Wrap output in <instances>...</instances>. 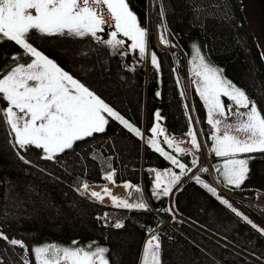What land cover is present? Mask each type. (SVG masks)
<instances>
[{
    "label": "trees",
    "instance_id": "1",
    "mask_svg": "<svg viewBox=\"0 0 264 264\" xmlns=\"http://www.w3.org/2000/svg\"><path fill=\"white\" fill-rule=\"evenodd\" d=\"M128 3L131 10L137 15L141 25L147 28L149 33V28L144 19L147 9V0H128ZM162 7L164 9L163 19L160 16ZM156 15L160 26L166 25L168 30L167 35L185 54L184 56L181 53H176L175 56H172L160 50L153 40H151V42H149V49L157 54L160 61L159 72L153 68L150 59L147 57L144 60L139 59L138 50L131 49L133 58L131 65L134 70H130L121 66L123 63V55L118 53L110 54L109 48L108 51L102 48L101 51L98 50L100 52H96L95 54L89 53V55H83L82 52H79V54H77L80 55L79 59L76 57V54H74V56H68L62 51L63 45L74 43V45L83 46L82 44L87 43L86 40L62 39L61 37L45 38L43 39L45 46L42 49L49 54L58 65L67 69L65 71H69L73 76L74 71L68 67V64H72L73 69L76 68L79 71L84 69L80 72H82L83 75L87 72L86 77L88 80L85 81V84L135 126L142 129L145 122L146 136L150 135L148 130L153 126L154 113L157 110L160 111L163 117L160 121L161 125L169 128L174 134H185L189 129V116L185 109L184 97L181 96L182 90L180 83L179 85L177 84L178 79L176 71H174V69L177 68L180 80L185 87L187 86L189 88L194 114L196 120L199 121L198 128L202 139L207 145L213 159L223 160L224 158L216 157L215 154L211 152L213 141L210 139V136L213 134L214 130L207 123V110L196 91V85L194 84L195 77L192 75V65L190 61L194 55L193 45L200 46L202 54L205 55L212 64L218 68H222L224 76L236 86L245 90L247 95L252 100L256 101L258 108L261 110L262 114H264V109H262L259 100L260 97H264V59L261 58L260 49L245 18L242 2L241 0H160V4L156 9ZM112 28L111 26H105L104 32L109 34L110 32L106 31L114 30V28ZM51 41L54 42L52 46H50ZM88 42H90V39ZM47 44L49 45L47 46ZM20 52H22V50L12 42L5 41L0 44V68L7 69L10 67L13 63L11 60L12 55ZM124 52L126 51L123 49L120 51V53ZM82 57L85 60L84 63L80 61ZM250 63L252 64L251 66ZM111 64H113L112 70L108 68V65ZM89 65H93L95 69L98 68V71L91 74ZM143 68L146 69V75L142 72ZM120 73L125 76V79L117 77ZM250 73H252L253 76L252 81L250 83L244 82V76ZM74 78L78 80L81 79L78 75L74 76ZM157 92L160 93L159 97L156 95ZM116 99H119L118 104L113 102L116 101ZM222 99L225 104L230 103L227 98L222 97ZM6 106V102L0 101V107ZM239 111L244 110L240 109ZM108 119L109 124L106 127L105 133L96 134L93 137L86 138L84 141L77 142L73 151H77L86 145L98 146L91 152L95 161L94 166H96L98 172H101L103 175L114 169L117 171L118 181L129 180L136 184L140 182V176L143 173L145 174L147 191L151 194V191H149V183L154 178L155 173H150L148 170L151 169V167H157L158 169L164 168L171 165V163L160 156L159 153L149 148L147 143L146 147L142 149L140 138L131 134L119 122L112 120L110 117ZM238 119V116H231L230 122L237 121ZM3 120V116H0V141H3L2 143L5 145H11L9 143L10 128ZM101 145L105 150L101 148ZM161 146L164 147L169 154L174 155L162 142ZM11 151L16 152L13 148H11ZM34 152L37 154L36 151ZM8 153L7 150L0 148V193L5 191L7 183L9 182L19 184V190L16 195L22 196L23 198L27 196V185L32 183H37L40 188L45 189V193L55 188L52 189L53 192L51 197H54L55 204L59 206L61 214L54 218L50 212L45 213L49 216L43 215L39 218L25 221L27 222L25 229L30 231L35 237L29 242H24L29 248L27 257H25L24 249L19 246H12L7 242L6 244L0 239V245L2 246L0 264H24V258L33 261L31 249L41 246L39 242L42 241L45 242L44 245L56 244L63 247H70L71 242H106L110 245V248L114 249L112 238L117 235V233L127 230L129 226H133V231L131 232H136V234L140 233L141 237H143L148 228L160 222L157 217L150 213H134L124 226L125 229H107L102 227L99 219H97L103 207L87 198L78 197V202L85 208L84 214L86 215L84 218L85 221H81V219H78L70 210L68 204L64 202L62 194L64 191H70L69 193L72 194V196L73 193L76 195V189H78L83 182H100L101 178L97 180L87 179L83 175V171L78 172L83 164L78 161V157H76L75 154L70 156L73 152H65L57 157L55 162H50L41 160V154L38 151L39 156L37 161L41 166L40 168L45 169L47 167L55 172V174L53 173L55 176L52 175V177L60 182L58 185L56 183L53 184L50 182V178L44 177L42 174L34 172L25 174L23 172V167L15 160H12L13 158L11 159ZM243 155L256 157L251 160L252 172L246 182L248 185H251L252 188H255L254 190L256 192L257 190H259V192L264 191V153ZM176 157L188 166L191 165L190 155L185 154ZM62 160H65L63 165L66 168L67 164L72 160H77V162H72L73 165L71 168L70 165L68 168L71 169V171L77 172L69 175L63 168V170L59 169L58 163ZM85 160L88 162V157H86ZM87 168L88 165L84 167V169ZM87 171L88 174H91L89 173V168ZM47 173L51 174L50 171ZM96 175L97 173H95L94 176ZM221 187L226 191H233L238 195H242L244 190L242 188L232 189L226 186L225 183H222ZM183 190V203H181L179 196L182 193H178L179 195H177L179 196L177 206L179 213L196 221L211 231L226 237L222 232L210 226L205 218L196 214L197 203H204L207 209V211H205L207 216L209 213L214 212L222 214L227 219L234 222L235 226L237 225V235L245 243L238 240L235 236L226 238L233 244L255 256L264 258V235L252 228L251 225L243 221L240 217L226 212L215 199L195 184L187 185ZM134 194L136 197L139 195L137 193ZM255 194L254 192L251 196L253 197ZM22 197L20 200L23 201ZM66 201L68 202L69 200ZM153 201L158 203L160 209L165 208V202L161 197L159 199L153 198ZM89 212L91 215L90 219L88 215ZM165 216L173 220L177 227L186 233L188 238H185L179 230L172 226H164L160 229V233L163 236V246L161 249L163 264H193V262L199 264L202 258L208 260L202 259L208 264H227L218 261V259L212 255V250L216 251V249L213 248L212 241L208 243L209 241H207L206 237L205 239L201 237L200 240L195 235L197 232L190 229V227L182 221L175 219L171 214L166 212ZM88 219L89 230L77 231V227H79L81 223L88 221ZM57 227L62 228L59 230ZM0 231H2L1 228ZM131 236L134 237V234L131 233ZM128 237H130V234ZM189 237L200 240L201 243L198 244V246L194 245ZM218 244L221 245L220 243ZM16 248L21 249L20 252L17 251ZM134 249V260H130V262L125 260V264H136L140 244L134 246ZM223 252H221V254L226 255ZM232 253L234 255L232 257L233 261L228 260L229 264H245L246 261L240 254ZM4 256L9 259V262L4 260ZM122 256L121 254V257Z\"/></svg>",
    "mask_w": 264,
    "mask_h": 264
},
{
    "label": "snow or ice",
    "instance_id": "2",
    "mask_svg": "<svg viewBox=\"0 0 264 264\" xmlns=\"http://www.w3.org/2000/svg\"><path fill=\"white\" fill-rule=\"evenodd\" d=\"M160 16L163 19V7ZM105 26L114 28V31L108 34L110 39L107 40L98 35L105 31ZM161 28V43L175 47L170 45L167 39L166 25H161ZM34 35L41 38H92L111 49L110 54H116L125 44V40L117 38L118 35L123 36L131 41L132 50H138L139 59L144 60L147 57L153 68L159 72L160 61L157 54L149 49L148 29L141 25L128 0H0V44L5 41L12 42L22 50L12 55L13 63L10 67L0 68V101L7 104L6 107H0V116H3L4 123L10 128L9 143L16 150L18 159L33 167L37 165L32 164L22 153L35 148L40 150L41 159L55 160L65 152L73 150L77 142L105 133L110 117L131 134L144 140L149 148L159 153L171 165L179 168V174L171 168L163 173L156 169L148 170L155 173L153 197L159 199L161 196L174 195L173 187L180 183L183 176L193 172V168L199 164V157L193 153L192 167H189L161 146L158 137H163V144L173 148L175 153L188 154L187 149L180 147L179 143H174V139L166 134V129L160 123L163 119L160 111L154 113L153 126L148 130L150 135L146 136L139 127L110 106L94 90L74 78L34 46L31 42ZM193 51L190 64L192 75L195 77L194 84L206 107L207 123L214 130L210 136L213 141L211 152L216 157L224 158L220 166H214V171L223 177L222 182L226 186L241 189L248 179L249 163L256 158L243 154L264 153V114L245 90L224 76L223 69L212 64L202 54L200 46L194 44ZM261 58L264 59V53ZM179 83L178 79L177 84ZM156 95L159 97L160 93L157 92ZM181 96H184L183 91ZM222 97L227 98L230 103L225 104ZM188 107L185 105L186 112ZM240 109L244 111H239ZM231 116H238L239 119L230 122ZM188 120L189 129L185 135L190 138L192 149L199 152L201 144L197 139V132L192 127V117L189 116ZM199 171L208 172V169L199 168ZM115 176L113 169L101 178L113 186H122L126 191L134 190L139 194L136 202L129 203L127 199L113 195L107 186L100 192L90 191L92 185L86 181L77 191L81 195L88 194L100 203L107 197L113 207L151 210L143 199V190L139 185H133L131 182L118 185ZM162 176H170L171 179L163 181ZM191 178L237 217L264 235V228L244 216L229 200L221 197L215 187L204 183L199 175H193ZM256 195L264 193L257 190ZM174 209L173 204L171 208L157 211L173 213ZM97 219L104 220L105 226L111 225L116 229L124 227L122 221H111L107 213ZM149 232L154 233L155 230L149 229ZM0 239L24 249L27 257L29 248L22 240L9 239L3 231H0ZM160 249L159 236L151 234L145 241L141 264H161ZM31 252L33 261L24 258V264H111L108 256L110 249L96 242L83 247L47 244L34 247Z\"/></svg>",
    "mask_w": 264,
    "mask_h": 264
},
{
    "label": "rangeland",
    "instance_id": "3",
    "mask_svg": "<svg viewBox=\"0 0 264 264\" xmlns=\"http://www.w3.org/2000/svg\"><path fill=\"white\" fill-rule=\"evenodd\" d=\"M154 8L155 7L153 6V11H154ZM147 18H148V12H147V9H146V14H145V17H144V19L146 20V23H147ZM112 31H114V30H110V31H106V32H110L111 33ZM104 38H105V40L110 39V36L108 35V33H105ZM62 39H60V40H62ZM68 39H75V38H68ZM118 39L125 40V44L123 46H121V48L119 49V52H117L118 54H120V51L122 49L124 51H126V52H124V53H126V55H123V58H122L123 63H122L121 66L123 68H127V69L132 70L133 69V66L131 65V61L133 60V58H132V50H131V47H130L131 41H128L126 37L119 36V35H118ZM92 42H93V39H90V42L89 43H86V44H82L83 46H77V45H74V43H70L69 45H63L62 51L65 54H67L68 56H74V54L77 55V54H79V52H82V54L83 53H86L87 55H89V53L95 54L96 52H100L101 51L100 49H99L100 51H98V48H96V47H94L92 45L95 42H93V43ZM44 43L45 42L41 41V45L45 46ZM50 43H51L50 46H52L54 44L53 41H51ZM48 45L49 44H47V46ZM107 48L108 47L106 45H105V47H103V49H105V50L108 51ZM109 50H110V53H111L112 50L111 49H109ZM97 55H99V54H97ZM79 56L80 55H77L76 57L79 59ZM80 61L82 63H84L85 60L82 57L80 59ZM251 65L252 64L250 63V66ZM108 66H109L108 67L109 69H111V70L113 69V64L108 65ZM68 67L72 71H74V74L76 76L77 75L80 76L82 80H84V81H87L88 80L87 77H86V73L87 72L85 73V75H83L82 72H80V71H83L84 69H81L80 71L77 70L76 68L73 69L72 64H68ZM93 67H94L93 65L92 66L89 65V68H90L89 71L91 72V74H94L95 72L98 71V68L95 69ZM142 72H144V74L146 75V73H145L146 72V69L145 68H143ZM117 77L118 78L119 77H122V78L125 79V76H123L121 73H120V75L118 74ZM252 77H253L252 76V73L246 74V76H244V80L243 81L246 82V83H250L252 81V79H253ZM177 78L180 81L179 76ZM126 79H128V78H126ZM181 86H183V85H181ZM187 93H188V91H187ZM118 100L119 99H116V101H113V102H115V103L118 104ZM189 100H191V99H190L189 95L186 94L185 95V104L188 105V106H189V103H188ZM259 100H260L262 109H264V97H260ZM190 104H191V101H190ZM190 106L188 107V114L192 117V120H193V119H195V117H194V114H193V109ZM3 122H4V120H3ZM2 142L0 141V148L1 149H4V150H7L9 152L8 153L9 154L8 156L11 157V159L13 158L12 160H15L18 164H20L23 167V172L25 174H29V172L39 173V174H42V176H44V177L50 178V180H51L50 182H52L53 184H55V183L57 185L60 184L59 181H56L55 178L52 177V175L55 176L54 175L55 172L51 171L47 167L45 169H43L44 171H41L40 165H38V164H37L38 165L37 167L24 165L20 160H18V158L13 154V152L8 148L7 144L5 145ZM95 147H98V146H96V145H91V146L86 145V146H83L82 148L78 149L77 151H73V153L70 154V156L71 155L73 156L75 154L76 157H78V161H80V163L83 164L82 168L79 169L78 172L79 171H81V172L83 171L85 174H88L87 169L89 168V173H91V174H88V176L92 180H97L98 178H101V176L100 177L97 176V175L94 176L95 173H98V170H97L96 166H94V164H95L94 158L91 155V152L93 151V149ZM101 148L103 150H105V148L103 146ZM86 157H88V159H89L88 162L85 160ZM64 161L65 160H62L61 162L58 163L59 169H62L63 168L67 173H69V175L74 174V173L77 172V171H71V169H68L69 168V165H70V168H71L72 165H73L72 162H74V161L77 162V160H72L70 163H68L67 164V168L63 165V162ZM86 164L88 165V168L87 169H84V167H87ZM249 168H250V172L248 174V178L250 177V174L252 172V166L249 165ZM49 171H50L51 174L47 173ZM211 172H212V168H211ZM212 175H213V179L216 181L213 172H212ZM18 185L19 184H16L14 182H11V183L9 182V183H7V186H6L5 191L2 192V193H0V228L9 237V239H17V240H22L23 242H25V241L26 242H29L31 239H34L35 237L33 236L32 233H30V231H28V230L25 229V227L27 226V222H25V221H29L31 219H36V218H39V217H41L43 215L49 216L48 214H45V213H50V212H51L52 216L55 218V217H57V215H60L61 214V210H60L59 206H57L55 204L54 197H51L52 196V192H53L52 189H55V188H52L48 193H45L44 192L45 189L40 188V186H38L37 183H35V184L32 183L30 185H27V187H26V188H28L27 196H26V198H23L22 196H19V195L17 196L16 195L17 194V191L19 190L18 189ZM209 185H211V183ZM211 186L215 187L214 185H211ZM69 192L70 191H68V192L67 191H64L63 192L62 197L64 198V202H66L68 204L70 210L74 213V215L76 217H78V219H81V221H85V219H84L85 216H86L84 214V209L85 208L82 207V205L79 204V202H78L79 198L78 197H80V198H87V197L81 196L80 192H78V191L76 192V195L72 192L73 193V196ZM113 192L115 194V191H113ZM179 193H182V191L179 192ZM183 193L180 195L181 203L184 202ZM218 194H219V192H218ZM21 197L23 198V201L20 200ZM221 197L226 198L227 200H229L231 202V204L233 205V207H235L236 209H238L244 216L248 217V219H250L251 221H253L259 227L264 228V225L263 224H261L253 216H251L248 212H246L242 207H240L238 205H235L233 203V200L230 197H225V196H221ZM87 199H89V198H87ZM66 200H69V201L67 202ZM89 200L90 201H93L91 199H89ZM93 202L97 203L96 201H93ZM199 203H201V204H199ZM97 204L101 205L102 207H105V205H103V204H100V203H97ZM221 206L223 207V209L226 212H228L230 214L233 213L225 205H221ZM196 211H197L196 214H198V216L205 218L210 226H212L214 229L222 232V234H224L226 237H229V236L230 237H233V236H235L241 242L243 241L237 235V233H238V232H236L237 231V228H236L237 225L235 226V223L232 222L230 219H227L224 215L217 214V213H214L213 212V213H209V215L207 216L206 213H205V211H207L206 205L204 203H202V202H198L197 203V209H196ZM209 211H212V210H209ZM88 215H89V219H90V216H91L90 215V212H89ZM89 219L85 223H81L80 226L77 227L78 228L77 231H86V230H89V228H88ZM189 227L193 231H196L197 232V233H195V232L194 233H195L196 237H198L199 239L201 237H203L205 239V237H206L207 241H209L208 243H210L212 241L211 243L213 244V248L216 249V251H217L216 252V251H214V250L211 249L212 250V253H213L212 255L215 256L218 259V261L223 262V263L225 262L227 264H229L228 263V260L233 261L232 257L234 255H233L232 252L236 253L235 251H232L231 249H227L223 245H219L212 238L204 235L203 233L197 231L196 229H194L191 226H189ZM61 228L62 227H57V229H59V230H61ZM132 228H133V226H129L127 228V230L121 231V232L117 233V235H115L112 238V242H113V245H114V249L110 248V252L109 253H110V258H111L110 260L112 261L113 264H125V262H124L125 260H127V262H130V260H134V253H135L134 246H138L139 244L141 245V242H142V239L144 238V236L141 237V234L140 233L139 234H136V232L135 233L134 232H131V231H133ZM131 233L134 234V237L131 236ZM129 234H130V237H128ZM118 235H120V236H118ZM182 235L185 238H188L186 236V233L185 232H182ZM116 236H118V237H116ZM226 237H223V238L229 240ZM189 239L192 240V242H193L194 245H197L198 246V244L201 243L200 242L201 239L200 240H197V239H194V238L192 239L190 237H189ZM3 242L6 243V241H4V240H3ZM39 243H40L41 246L45 244L44 241L39 242ZM76 246H82L83 247L82 243H79ZM0 247H1L0 248V253H1L2 246L0 245ZM66 247H68V246H66ZM221 249L223 251H225V250L226 251L223 252ZM16 250L20 252L21 249L16 248ZM221 252L225 253L226 255H222ZM121 254L123 255L122 257H121ZM242 258H244V260L246 261L245 264H257L254 261H251L249 259H246L243 256H242ZM202 259H204V258H202ZM202 259H200L199 264H208L207 262H204ZM207 259H209V258H207ZM4 260L7 261V262H9V259L7 257H5V256H4ZM204 260H206V259H204ZM160 261H161V264H163L162 263L161 256H160ZM206 261H208V260H206ZM193 264H195V263L193 262Z\"/></svg>",
    "mask_w": 264,
    "mask_h": 264
},
{
    "label": "built area",
    "instance_id": "4",
    "mask_svg": "<svg viewBox=\"0 0 264 264\" xmlns=\"http://www.w3.org/2000/svg\"><path fill=\"white\" fill-rule=\"evenodd\" d=\"M159 33L160 32L157 30V27L155 26V41H156L157 45L161 49H163L167 52L173 53L174 50H176V48L173 46H165L164 44H162L160 41V38H159ZM166 134L169 135L170 138L174 139V143H179V145L182 146V148H187V149L192 150L194 152V154L199 157L198 166L193 169L192 173H189L188 175H185L181 178L180 183L173 187V193L175 191H177V189H179L181 186L186 185L187 183H190L191 181H193L194 179L191 178L193 175H199L201 177V180L204 183H207L208 177L206 175H204V173H206V172H200L199 171V168H207L208 169L207 173H209V175L211 174V160H212V158L208 154L205 146L203 144H201V150L199 152H196L195 149H192V147H191V144L189 142L190 138H187L185 136H180V135L174 136L167 129H166ZM162 139H163V137H162ZM176 173L179 174V172H176ZM170 178H171L170 176H167V177L162 176L163 181H167ZM152 186L154 187V181H152ZM261 193H264V192H261ZM219 194L222 196H225V197H230L233 200L234 204H237L238 202H240L239 197H237L236 195H234L232 193H228V192L224 191L223 189H219ZM169 197L171 198L172 195H170ZM244 201H245L244 204L248 207L247 210H249L251 212V214L254 217H256L257 220H259L264 225V195H259V196L256 195V197L246 198V199H244ZM130 203H134L133 200ZM148 205L151 209L150 211H143V210H138V211L149 212V213L155 214V215H157L163 219V225L172 226V227L177 229L176 225H174L173 222L170 221L169 219L165 218L162 213L157 211V209L150 202H148ZM132 212H133V210H128V209H124V208H108V209L104 210V212L101 214V216L103 217L104 214L107 213L108 217L110 218L111 221H122L125 225L126 219L130 216V214ZM105 223L106 222L104 220H101V224L103 227L108 228V229L114 228L111 225L105 226ZM158 229H154L155 230L154 233H149V234L145 235L143 245L141 247L142 252H143L145 241L150 238L151 234L158 235L159 239H160V244L162 245V236L160 234H158V231H157Z\"/></svg>",
    "mask_w": 264,
    "mask_h": 264
},
{
    "label": "water",
    "instance_id": "5",
    "mask_svg": "<svg viewBox=\"0 0 264 264\" xmlns=\"http://www.w3.org/2000/svg\"><path fill=\"white\" fill-rule=\"evenodd\" d=\"M241 2L245 18L248 22L249 27L251 28L253 36L262 54L264 53V0H241ZM184 221L188 223V226L194 227V229H196L197 231L212 238L226 248L235 251L246 259L254 261L257 264H264V260L238 247L229 240L200 225L196 221H193L186 217H184Z\"/></svg>",
    "mask_w": 264,
    "mask_h": 264
},
{
    "label": "flooded vegetation",
    "instance_id": "6",
    "mask_svg": "<svg viewBox=\"0 0 264 264\" xmlns=\"http://www.w3.org/2000/svg\"><path fill=\"white\" fill-rule=\"evenodd\" d=\"M98 35H100L101 36V38L102 39H104L105 40V38H104V35H105V33H99ZM53 38V37H52ZM43 39H45V38H41V37H37V36H33V38H32V43L34 44V46H36V47H38V49L39 50H41L42 52H44L47 56H49L51 59H53L49 54H47L42 48L44 47L43 45H41V41H43ZM89 39H92V38H85V39H83V40H86L87 41V43H89L88 42V40ZM93 42H95L94 40H93ZM92 42V43H93ZM94 47H96V48H98V50L100 49H102L103 47H105V45H101V44H99V43H97V42H95V43H93L92 44ZM108 49V48H107ZM60 67H62L61 65H59ZM64 70H67V69H65L64 67H62ZM74 76H76L75 74H74ZM81 80V82H83V83H85V81L84 80H82V79H80ZM8 146V148L11 150V148H13V146L12 145H7ZM75 146H76V144L74 145V148H75ZM18 150V149H17ZM74 150V149H73ZM73 150H69V151H67V152H73ZM34 151H36L37 152V154H35V152ZM38 151H39V153L41 154V152H40V150H37V149H35V148H31L29 151H27V152H24V153H22L23 155H25L26 156V158L27 159H29L30 161H32V164H34V165H39V163H38ZM13 154L17 157V154H16V152H13ZM18 158V157H17ZM19 160V159H18ZM41 160H44V159H41ZM21 161V160H20ZM44 161H48V160H44ZM22 162V161H21ZM50 162H55V160H52V161H50ZM23 163V162H22ZM24 164V163H23ZM24 165H26V164H24ZM37 165V166H38ZM26 166H31V165H26ZM41 167V166H40ZM84 176H85V178H90L87 174H83ZM97 176H102V173L101 172H98L97 173ZM91 179V178H90ZM92 180V179H91ZM73 190H75V189H73ZM79 243H82V245L83 246H87V245H89L90 244V242L89 241H84V242H76L75 244L73 243V242H71V245L74 247V246H76V245H78ZM97 244H99V245H101V246H106V247H108L109 249H110V245L109 244H107L106 242H97ZM139 255V254H138ZM108 256H109V259H111L110 258V253H108ZM111 261V260H110ZM138 263V257H137V261H136V264ZM111 264H113L112 263V261H111Z\"/></svg>",
    "mask_w": 264,
    "mask_h": 264
},
{
    "label": "crops",
    "instance_id": "7",
    "mask_svg": "<svg viewBox=\"0 0 264 264\" xmlns=\"http://www.w3.org/2000/svg\"><path fill=\"white\" fill-rule=\"evenodd\" d=\"M223 163V160H215V159H213L212 160V164H211V168H212V172H213V174H214V176H215V179H216V182L220 185V186H222V181H223V177L222 176H220L219 175V173H217V172H215L214 171V166H220L221 164ZM249 165L251 166L252 164H251V161H250V163H249ZM217 184V185H218ZM196 185V184H195ZM197 187H199L200 189H203V191L205 192V193H207L208 195H210L213 199H215L220 205H223V204H221L220 202H219V200H217L216 199V197H214V196H212V194L211 193H209L206 189H204L202 186H198L197 185ZM229 187H231V186H229ZM232 188V187H231ZM241 188L242 189H244L243 190V192H242V197H252L251 196V194L252 193H257L254 189L255 188H252L251 187V185H248V183L247 182H245L244 183V185H242L241 186ZM232 189H234V188H232ZM180 196V195H179ZM179 196H177L176 197V204H177V206H178V199H179ZM255 196V195H254ZM253 196V197H254ZM225 207V206H224ZM232 213V212H231ZM232 214H234V213H232Z\"/></svg>",
    "mask_w": 264,
    "mask_h": 264
},
{
    "label": "bare ground",
    "instance_id": "8",
    "mask_svg": "<svg viewBox=\"0 0 264 264\" xmlns=\"http://www.w3.org/2000/svg\"><path fill=\"white\" fill-rule=\"evenodd\" d=\"M180 147H182V146H180ZM119 185H122V184H119ZM104 186H107L109 189L112 190V192L115 191V190H118L119 194L116 195V194H114V192H113V195H115V196H117V197H119V198L127 199L128 201H131V200H132V198H131L130 195H129V192L126 191L122 186H113L111 183L107 182L105 185H103V186L101 187V189H102ZM90 189H91V191H96V188H94V187H91ZM183 191H184V190H183ZM183 191H182V192H183ZM178 195H179V194H178ZM108 199H109V198L105 197L104 201H106V200H108ZM104 201H103V202H104ZM123 228H124V227H123Z\"/></svg>",
    "mask_w": 264,
    "mask_h": 264
}]
</instances>
